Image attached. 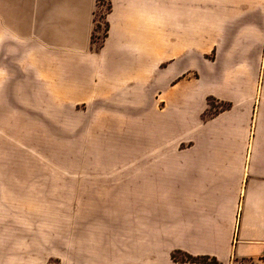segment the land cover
I'll return each mask as SVG.
<instances>
[{"label":"crops","instance_id":"crops-1","mask_svg":"<svg viewBox=\"0 0 264 264\" xmlns=\"http://www.w3.org/2000/svg\"><path fill=\"white\" fill-rule=\"evenodd\" d=\"M96 7L0 0V60L10 65L0 71H18V83L4 82L25 91L43 90L52 71V90L67 96L75 71H89L85 90L99 89L103 106L130 104L132 163L109 167L129 173L120 178L131 183L132 207L119 219L142 245L122 264H199L176 253L260 259L264 3L110 0L107 35L89 53ZM205 45H217L215 59ZM211 103L219 110L209 115Z\"/></svg>","mask_w":264,"mask_h":264},{"label":"rangeland","instance_id":"rangeland-1","mask_svg":"<svg viewBox=\"0 0 264 264\" xmlns=\"http://www.w3.org/2000/svg\"><path fill=\"white\" fill-rule=\"evenodd\" d=\"M109 10L110 0H97L89 53L105 40ZM206 50L205 57L215 59L217 45ZM0 68L10 65L0 60ZM15 72L0 71V264L137 259L142 243L119 219L132 207L131 183L120 178L129 173L109 167L132 163L130 104L103 106L99 89L85 90L89 71H75L69 97L52 90V71H43L37 91L5 84L11 77L18 83ZM218 110L211 103L209 115ZM173 259L184 261V255ZM229 264H264V255Z\"/></svg>","mask_w":264,"mask_h":264},{"label":"trees","instance_id":"trees-1","mask_svg":"<svg viewBox=\"0 0 264 264\" xmlns=\"http://www.w3.org/2000/svg\"><path fill=\"white\" fill-rule=\"evenodd\" d=\"M184 261L187 262H196L199 264H220L216 259L210 257H200L192 258L190 256L184 255Z\"/></svg>","mask_w":264,"mask_h":264}]
</instances>
